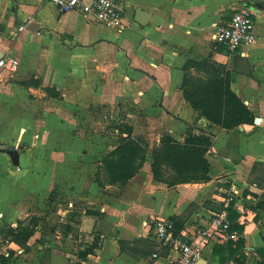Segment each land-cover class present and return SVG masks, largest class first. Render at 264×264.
<instances>
[{"label":"crops","instance_id":"crops-1","mask_svg":"<svg viewBox=\"0 0 264 264\" xmlns=\"http://www.w3.org/2000/svg\"><path fill=\"white\" fill-rule=\"evenodd\" d=\"M124 1L116 29L61 14L48 0H0V57L18 60L15 72H0V239L7 228L28 232L22 243L3 244L8 264H169L178 254L158 242L152 217H173L190 236L231 209L242 244L211 242L201 258L264 264V204L253 208L264 194L249 190L264 189V3ZM247 8L256 42L233 53L216 46L214 27ZM215 74L229 77L251 124L222 128L185 99L187 78ZM165 135L178 143L209 137L207 179L155 180L145 161L124 184L85 176L104 172L99 160L128 139L156 148ZM6 149L18 152L17 165ZM232 185L243 198L226 208ZM56 189L68 196L55 200Z\"/></svg>","mask_w":264,"mask_h":264},{"label":"trees","instance_id":"trees-1","mask_svg":"<svg viewBox=\"0 0 264 264\" xmlns=\"http://www.w3.org/2000/svg\"><path fill=\"white\" fill-rule=\"evenodd\" d=\"M183 87L185 99L200 116L210 123L225 129H232L241 124H251L253 122L251 112L230 90L229 77L227 75L217 78L215 74L208 80L187 78ZM124 132L130 133V128L126 126ZM138 140L128 139L102 160V169L108 175L109 184L126 183L135 176L144 163L148 152L143 147L140 155L139 151L141 150L138 148ZM211 144L209 137L201 135H189L183 143L175 142L169 135H165L160 145L154 148L152 152L151 171L153 178L161 180L163 175L162 167L166 168L165 165L167 164L172 171V184L207 179L209 165L204 155L207 149L211 147ZM136 159L138 160L137 165L134 164ZM160 159L161 161L159 162L158 160ZM164 162L166 163L165 165L163 164ZM262 203L264 204V197L253 208L259 209ZM237 216V212L231 209L228 217L231 222L230 229L242 234L243 227L234 221ZM170 219L174 222L175 232L179 233L182 228L180 222L173 217H170ZM27 235L26 228L18 229L17 227V229L7 228L5 230L0 239V263L8 264L11 258V251L7 250V256L2 252L3 244L22 243ZM236 243L240 246L242 239L239 238ZM93 248L87 251L84 256L92 252Z\"/></svg>","mask_w":264,"mask_h":264},{"label":"built area","instance_id":"built-area-1","mask_svg":"<svg viewBox=\"0 0 264 264\" xmlns=\"http://www.w3.org/2000/svg\"><path fill=\"white\" fill-rule=\"evenodd\" d=\"M49 3L61 14L75 12L81 15L93 16L100 24L107 27L120 29L123 25L125 9L124 0H48ZM254 13L247 9H241L231 15L229 22L216 25L211 35V40L216 46L223 47L233 53L242 47H249L256 42L254 32ZM31 19H27L19 31L25 29ZM18 68V60L4 55L0 57V72L13 73ZM249 190H254L259 196L264 194V189L252 183ZM243 195L232 185L226 192V203L240 200ZM149 226L153 229L158 242L168 245L178 256L169 264H196L202 257L203 249L213 242H236L241 236L235 230H231V222L227 211L214 214L208 224L193 231L190 236H184L181 232H175L174 222L170 219L152 217ZM4 253V252H3ZM8 255L7 253L5 254ZM156 257V255H153ZM2 264V263H0Z\"/></svg>","mask_w":264,"mask_h":264},{"label":"rangeland","instance_id":"rangeland-1","mask_svg":"<svg viewBox=\"0 0 264 264\" xmlns=\"http://www.w3.org/2000/svg\"><path fill=\"white\" fill-rule=\"evenodd\" d=\"M101 133H103V134H105L106 132H104V131H98V134H101ZM109 131L107 132V135H109ZM111 135V134H110ZM138 143H139V146H138V148H139V150H141V151H139V153H140V155H141V153H142V148L144 147L145 148V150L147 151V152H153V150H154V146H151V148H150V146H149V143H147V142H145L144 140H138ZM105 152V151H104ZM104 158H102L101 160H99V162L101 161L102 162V160H103ZM152 161H153V157H152V155L150 156V157H146V159H145V162H149V163H152ZM159 162L161 161V159L160 160H158ZM163 161V160H162ZM135 165H137L138 164V160L136 159L135 160V163H134ZM164 165L166 164L165 162L163 163ZM163 165V166H164ZM102 167V166H101ZM165 167L166 168H164V167H162V173H163V175L162 176H165L166 177V179H164V180H166V181H168L169 182V179L172 177V174H171V170L169 169V167L167 166V164L165 165ZM100 167L98 166V168H97V171H96V173H94V174H92V175H85V176H88V177H90V180L92 181V182H95V183H99V184H105V183H107L108 182V175H106L104 172H102L100 169H99ZM164 172H166V174L164 175ZM52 193H53V198H55V200H58V199H63V198H66L67 196H68V194H64L63 192H61L60 190H58V189H56L55 191H52Z\"/></svg>","mask_w":264,"mask_h":264},{"label":"water","instance_id":"water-1","mask_svg":"<svg viewBox=\"0 0 264 264\" xmlns=\"http://www.w3.org/2000/svg\"><path fill=\"white\" fill-rule=\"evenodd\" d=\"M253 2H261V3H264V0H247V7L250 8V4L253 3ZM4 153H6L12 164L13 165H17L18 164V152L14 149H6L3 151ZM196 264H207V261L204 259V258H200Z\"/></svg>","mask_w":264,"mask_h":264}]
</instances>
